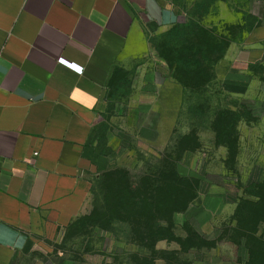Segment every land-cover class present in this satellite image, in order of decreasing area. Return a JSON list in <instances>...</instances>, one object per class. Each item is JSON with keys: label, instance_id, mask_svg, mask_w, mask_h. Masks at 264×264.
<instances>
[{"label": "rangeland", "instance_id": "374dc122", "mask_svg": "<svg viewBox=\"0 0 264 264\" xmlns=\"http://www.w3.org/2000/svg\"><path fill=\"white\" fill-rule=\"evenodd\" d=\"M174 3L183 12L182 22L155 35L148 58L126 61L110 91L111 107L100 131L103 142L113 144L109 151L116 157V168L92 181L83 216L37 242L14 264L143 260L152 252L141 245L147 240L129 228L130 214L123 212L127 185L141 184L147 175H168L173 171L169 164L175 162L180 175L201 182L195 202L174 216L175 233L183 240L195 241L186 238L187 221L209 240L201 249H191L189 258L194 264L248 260L244 242L235 241L233 217L242 195L259 192L256 185L264 180V42L256 45L262 53L259 60H244L239 53L250 49L246 41L252 26L264 23V4ZM147 95L153 101L152 112L140 106ZM220 110L227 112L216 127ZM219 140L237 142L235 158ZM188 146L194 149L184 151ZM211 199H219L220 206L209 208ZM260 212L255 210L254 220ZM180 249L178 242L167 240L156 247L158 255Z\"/></svg>", "mask_w": 264, "mask_h": 264}, {"label": "crops", "instance_id": "0c3cea01", "mask_svg": "<svg viewBox=\"0 0 264 264\" xmlns=\"http://www.w3.org/2000/svg\"><path fill=\"white\" fill-rule=\"evenodd\" d=\"M182 17L174 0H0V264L84 215L92 181L117 166L100 131L112 86ZM246 42L239 57L259 60L264 23Z\"/></svg>", "mask_w": 264, "mask_h": 264}, {"label": "trees", "instance_id": "16d2710c", "mask_svg": "<svg viewBox=\"0 0 264 264\" xmlns=\"http://www.w3.org/2000/svg\"><path fill=\"white\" fill-rule=\"evenodd\" d=\"M226 112L225 110L218 112L216 127L218 120ZM216 129L219 131L218 128ZM218 136H221V132ZM218 144L227 147L229 153L235 158L238 149L237 142L219 140ZM183 149L184 151L193 150L194 146L183 147ZM169 165L173 167V171H169L168 175L167 173L162 177H157V174L147 175L141 184L136 185L132 182L127 185L128 195L124 198L126 203L123 212L130 214L129 228L135 234H139V237L141 235L144 241L147 240V243L142 242L141 245L147 246L152 252L150 255L143 256V260H139L138 257L134 258L132 264H160L159 261H163L162 264H194L188 255L191 249H201L209 242L188 221L184 224L186 238L192 237L195 240L194 243L190 244L187 239L183 240L176 235L174 216L186 212L195 202L201 182L199 178L180 175L176 169V162ZM108 172H113V169ZM256 186L261 190L248 193L247 196L242 195L236 216L233 217L236 223L234 225L235 241L238 244L244 242L249 251V258L245 264H264V180ZM257 208H260L261 212L258 219L254 220L252 216H255L254 212ZM161 240L176 241L182 250L158 255L156 247ZM138 242H141V239Z\"/></svg>", "mask_w": 264, "mask_h": 264}]
</instances>
